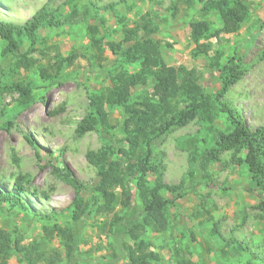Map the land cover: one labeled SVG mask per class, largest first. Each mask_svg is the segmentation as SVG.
Listing matches in <instances>:
<instances>
[{
	"label": "trees",
	"instance_id": "1",
	"mask_svg": "<svg viewBox=\"0 0 264 264\" xmlns=\"http://www.w3.org/2000/svg\"><path fill=\"white\" fill-rule=\"evenodd\" d=\"M247 1L175 0L169 6L170 17L176 18L179 4L185 5L186 9L197 6L198 18L189 22V38L195 47L192 55L204 56L208 45L200 41L218 37L221 33H236L248 17ZM68 6L69 14L63 21L59 19L58 9L46 5L20 24L0 20L2 63L14 58L16 68L33 69L34 61L28 59L26 53H20L22 46L27 45L32 51L34 46H42L48 41L47 32L63 31L64 28L71 32L73 27H78V23L72 20L77 9L70 1ZM115 7L116 4L101 7L89 4L83 19L89 41L87 55L95 60L94 67L100 68L106 61L103 56L105 46L116 65L110 76V87L88 94V110L74 130L76 137L92 131L99 132L104 138L108 136L98 150L86 153L98 183L87 189L71 172L63 169L58 176L73 189L74 196L58 212L31 210L22 197L25 189L18 179L8 186L11 191L0 188V205L7 204L9 208L21 211L29 222L36 218L50 223L58 213H66L68 218L64 225H43L41 240L28 245L22 244L23 237L18 232L10 234L0 228V264H8L11 258L16 264H117L120 261L162 264V257L153 250L147 233L163 234L167 230V207L181 199L187 187H195L196 181L204 180L208 164L218 163L224 152H233L232 157L249 177L250 189L264 196V126L248 127L241 111L227 99L229 91L247 71L242 57L232 54L223 63L217 54L208 57V68L217 88L207 92L195 69L170 66L165 62L158 42L153 39V35L159 32L153 10L134 20L132 26L123 24L118 41L108 40L110 34L105 30L104 14L114 12ZM212 15L220 21V28L215 32H211L209 16ZM89 21L94 23L89 24ZM42 30L46 31L45 36L41 35ZM77 56L73 50L66 56L55 53L34 71L46 87L58 84L64 69L71 66ZM259 58H264V49ZM129 66H135L136 70L130 71ZM4 89L18 95L10 109L0 110L1 115H9L5 122L9 124L14 114L26 109L35 98L30 83L25 86L21 81L3 79L0 92ZM115 109L119 111V119L117 124H112L109 113ZM193 120L199 122L200 130L180 142L189 155L187 182L183 184L182 181L178 186L166 185L158 164L154 162V144L172 129L184 127ZM117 128L120 138L114 136ZM25 139L33 146L27 136ZM237 153L241 155L236 156ZM152 176L154 180H150ZM108 179L114 181L116 190L102 187ZM259 203L264 217V201ZM90 220L100 233L111 237L115 249L109 256L93 259L77 254L81 231ZM211 233H216L215 227ZM54 237L63 252L58 247L46 245ZM230 241L235 244L234 250H241L233 253V257H246L244 264H264L263 244L256 243L252 249L254 245L239 244L233 238ZM223 255L226 254L223 252ZM175 263L193 264L183 258L175 259Z\"/></svg>",
	"mask_w": 264,
	"mask_h": 264
},
{
	"label": "rangeland",
	"instance_id": "2",
	"mask_svg": "<svg viewBox=\"0 0 264 264\" xmlns=\"http://www.w3.org/2000/svg\"><path fill=\"white\" fill-rule=\"evenodd\" d=\"M69 1L77 9L72 20L78 23V27H73L71 32L66 28L47 32L48 41L42 46H34L32 51L27 45L22 46L20 53H26L27 58L34 61L33 69L16 68L14 58L2 63L0 57V81H21L25 86L30 83L31 94L35 98L26 109L14 114L9 124L5 123L9 115L0 114V188L11 191L8 186L16 179L20 180L25 189L22 197L31 210L58 212L71 202L73 189L58 176L65 168L87 189L98 183L86 153L98 150L108 136L104 138L99 132L92 131L76 137L74 130L88 110V94L110 87V76L116 65L112 63L113 56L106 46L103 52L106 61L100 68L94 67L95 60L87 55L89 41L83 19L89 4L99 7L116 4L114 12L104 14L105 30L110 34L108 40L114 41L120 39L123 24L132 26L134 20L153 10L159 30L153 39L158 42L165 62L170 66L195 69L200 76V84L207 92L217 88V82L208 68V57L217 54L223 63L232 54L240 55L247 71L229 91L227 99L241 111L248 127L264 126V58H259L264 49V0L247 1L248 17L236 33H221L218 37L202 39L200 42L208 45L204 56L192 55L195 47L189 38V22L198 18L197 6L186 9L185 5L179 4L176 18L172 19L169 6L175 0H0V20L20 24L46 5L53 10L58 9L59 19L63 21L69 14ZM72 20L68 22L72 23ZM209 20L211 32L218 31V17L212 15ZM40 33L45 36L46 31ZM2 47L0 41V52ZM72 50L77 53V59L64 69L58 84L46 87L34 69L46 64L55 53L66 56ZM128 69L134 71L136 67L129 66ZM17 98V93L2 90L0 110L10 109ZM118 112L115 109L109 113L112 124H117ZM199 130V122L193 120L184 127L172 129L155 142L153 158L160 168L164 184L178 186L182 181L186 184L189 155L180 142ZM114 136L121 137L118 128ZM232 155V151L222 153L218 163L208 164L204 180L199 179L192 188L186 185L185 195L165 211L168 227L163 234L147 233L153 250L162 257V264H176L175 259L178 258L193 264H244L246 257H233V253L241 250L233 249L235 244H231V238L239 244L254 245L252 249L256 243L264 246V217L259 203L264 201V196L250 189L245 169ZM154 178L152 176L150 180ZM102 187L116 190L112 179H108ZM84 196L87 197V193ZM168 197L173 198L170 194ZM24 216L21 211L2 204L0 228L10 234H21L24 245L39 242L41 227L48 222L36 218L29 222ZM67 219L66 213H58L48 224L64 225ZM92 222L88 221L81 231L77 254L93 259L109 256L115 249L111 237L100 233ZM214 227L216 233L212 234ZM122 237L127 240L126 236ZM46 245L58 247L63 252L55 237ZM8 264H16L15 259L11 258Z\"/></svg>",
	"mask_w": 264,
	"mask_h": 264
}]
</instances>
